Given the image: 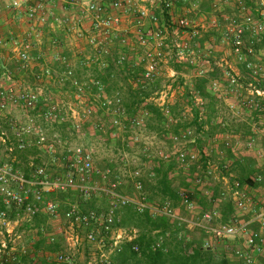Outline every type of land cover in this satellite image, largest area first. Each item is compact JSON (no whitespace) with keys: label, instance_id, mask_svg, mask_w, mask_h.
Masks as SVG:
<instances>
[{"label":"built area","instance_id":"built-area-1","mask_svg":"<svg viewBox=\"0 0 264 264\" xmlns=\"http://www.w3.org/2000/svg\"><path fill=\"white\" fill-rule=\"evenodd\" d=\"M73 1L82 14L81 18H75L74 20L77 25L75 32L81 39L87 41V45L93 51V56L88 57L84 63L88 69L97 68L99 72L105 73L111 68L122 71L127 65L131 66L130 55L123 50L115 53L114 46L115 43H118L123 48L128 47L132 40L130 35H135L139 46L144 49V53L133 65L134 68L141 67L142 69L139 78L134 80L138 88L148 89L157 85L162 75L161 66L173 62L197 68L198 78L209 74L207 71L198 70L201 66V57L191 50L190 45L185 42L186 38L181 37L180 29L188 28V21L184 19L178 21V29L174 32L176 37H171L167 25V15L176 6L187 2V0ZM255 1L257 5L264 7V0ZM7 9L22 12L26 20L34 25L47 23L50 14L47 0H8ZM239 9L243 21L233 19L225 33V39L232 46L233 55L238 64L245 65L252 78L251 82L246 85L250 97L245 106L259 112L264 117V67L255 64L250 59V56L254 55V51L245 44L247 36L257 37L258 40L262 39L261 37L264 35V11L261 12L262 20L257 21L254 13L242 1L239 2ZM135 13L138 14L136 21H133L136 24L135 32H129L128 30L123 32L122 25L125 19ZM87 21L91 22L88 36L84 35V26ZM56 23L60 26L69 27V21L66 17L56 18ZM34 36L39 40L40 34L32 32L24 40L13 42L20 68L24 72L31 70L35 62L32 54L35 49L34 40L36 39L33 38ZM55 62L67 67V70L63 73V81L70 82L79 95L94 92L99 101V107L105 114L116 119H124L133 128L143 126L144 120L140 116V110L135 115H130L121 94L109 95L107 85L102 79L79 80L76 78L68 60L62 57L61 54H57ZM5 76L6 74H4ZM224 77L225 81L214 80L211 83V90L217 96L223 94L226 85L232 90L245 88L243 78L230 68L226 69ZM7 78L11 80L10 76ZM45 78H53L50 68H45L42 74L38 76V79L42 81ZM40 91V89H37V91L26 90L16 93L13 88L0 84V159L2 157H13L17 152L35 146L46 149L51 155L55 154L54 144L49 141L45 131L33 122L19 124L12 121L9 124L10 130L1 125L4 114L9 112L10 109H21L24 113L40 111L39 107L42 101ZM173 99L174 94H170L165 89L157 91L148 100V102L153 103L167 113L169 124L178 123V120L176 121L170 115V108L175 105ZM196 104L202 107L204 101L196 97ZM45 107L43 117L47 122L59 124L65 122V113L60 104H46ZM94 113L93 108L84 110L82 114L73 111L71 115L73 126L80 130L83 122L92 117ZM100 128L101 126H98V129ZM9 131L12 132L11 136ZM195 139V130L192 128L172 135V140L176 145L195 143ZM256 139L255 137L249 138L247 146L252 148ZM214 142L217 143L220 140L215 139ZM222 144L228 150L234 146L229 138H223ZM160 156L164 163L176 161L179 168L184 171L194 165L191 163L192 157H190L189 151L184 149L177 150L172 154L161 153ZM64 160L65 164L60 166L62 172L56 177H51L47 168L41 166L37 167L33 180H27L19 170L15 169L13 164L15 160L0 163V234L4 237L0 241V260L7 251L15 248L10 243L13 242L15 236V225L20 221L32 222L40 214L55 218L60 216V205L56 201L46 200L45 195L69 194L73 191H79L86 201L93 199L96 194L100 193L106 197L110 205L108 212L85 214L78 205L70 204L64 214V219L72 227H78L87 232L86 241L89 245H95L99 248V260L86 264H113L114 259L123 252L124 245L136 239L130 231L118 228L121 221L118 212L126 207H133L140 214L149 212L153 216H164L180 225L188 224V228H203L208 235L207 248H214L213 239L223 242L244 240L245 249H238L235 252V256L241 260L242 264H255V257L264 254V248L260 243L264 239V208L261 213H257L252 209L251 199L246 187L232 175L224 178L230 186L229 199L241 212L253 214L252 220L239 222L234 217L236 220L232 222L216 224V221L222 219V214L220 209L215 206L204 213L201 218L202 223H192L178 214L177 207H174L172 202L166 201L161 204H154L148 200L144 193V181L141 171H136L133 174V186L137 197L132 198L120 193L123 184L115 176L112 169L101 170L96 167L94 155L91 151L83 147L70 149ZM223 169L229 172L230 165H223ZM213 174L214 166L209 161L204 175L212 177ZM254 180L261 181L262 178L256 175ZM96 181H99L102 186L96 184ZM194 182L200 187L205 186L201 174L196 175ZM205 194L208 195V192ZM227 196L228 194L223 193L215 203L222 204L223 201L229 200ZM179 197L180 205L187 212L196 214L199 211L197 201L192 199L188 192L180 191ZM14 214L16 220L11 219V215ZM255 224L259 225L258 230L252 228ZM51 240V242L57 241L54 237ZM64 240L66 251L49 255L47 257L49 261L56 264L74 263V257L83 248V238L80 234L71 232L65 235ZM164 242V238H161L153 246V249L162 248ZM134 251L139 253L140 247L135 246Z\"/></svg>","mask_w":264,"mask_h":264},{"label":"rangeland","instance_id":"rangeland-1","mask_svg":"<svg viewBox=\"0 0 264 264\" xmlns=\"http://www.w3.org/2000/svg\"><path fill=\"white\" fill-rule=\"evenodd\" d=\"M47 1L50 2V0ZM240 1L254 13L257 21L262 20L261 12L264 11V7L257 5L255 0H187V2L176 6L169 13L168 18L165 16L171 37H176L174 32L178 29V21L182 19L188 21L189 27L180 29V33L181 37L186 38L185 42L190 45L191 50L201 57V66L198 70L209 71L215 67L225 69L230 66L236 69L239 66L233 55L232 46L225 39V33L233 19H237L240 22L243 21L239 9ZM59 2L60 0H57V5ZM137 18L138 14H132L130 21H136ZM135 25L133 23L132 26ZM65 31L68 34L63 32L62 37L67 36L69 43L71 41L74 42L78 38L81 39L75 32V29L72 28L70 31L68 28ZM73 34L76 39L73 38ZM196 34L197 36H195ZM33 38L37 40L35 36ZM253 39L258 40L259 38L251 36L245 38L247 47L251 46ZM57 45L61 48L59 43ZM73 47L72 45L69 46V48ZM140 51L144 52L143 49H140ZM33 57L36 62L34 64L40 63L34 54ZM250 58L255 64L264 67V50L257 53L254 52V55H251ZM170 65L169 63L161 66L162 75L156 87L158 91L167 89L170 94H174L173 100L175 104L180 105L182 118L186 120V123H191L194 119V112L192 104L186 96L185 88L188 86L192 87L194 81L197 79V68L186 66L180 73L174 71L175 73L172 76V66ZM33 67L27 72L22 71L17 59V53L14 52V46L9 44L6 46L4 43L0 44V84L13 88L16 93L40 89V93L42 94L41 99L44 103L40 111L36 110L30 113H24L21 109H10L9 112L4 114L1 125L5 129L10 130L9 124L12 121L19 124L33 122L45 131L49 141L55 146V154L51 155L43 149L39 150L40 152L36 157L30 156V159L36 164L46 167L49 175L53 178L62 172L60 166L65 164L64 159L68 155V150L77 147H83L93 153L94 163L97 168L101 170L112 169L115 176L122 182L124 192L132 198L137 197V193L133 187V174L136 171H141L144 181L153 180L154 167L159 163H163L160 159V154H172L180 149L189 151L190 157H192L191 163L202 167L200 174L204 178V189L208 190V197L210 198L214 195V190L219 187L220 192L228 194L227 199H229L230 186L224 178L232 175L235 179L241 181L245 171L234 164L235 159L250 157L256 161V169L264 171V117L255 115L254 111H249L244 106L250 97L249 92L246 91V85L252 79L245 69H242L243 82L245 84L244 89L232 90V88L226 85L223 93L230 100L228 103L232 105V108H229L224 102L223 108H221L222 117L228 123V129L231 132L236 131L249 136L250 126L248 122H251L256 126L259 134L252 148L247 146L248 140L235 141L230 137L229 139L235 148L234 158H232L228 149L222 144L223 139L215 143V136L211 139L205 137L198 131V127L193 122L190 128L195 130V135L202 139V145L198 143L176 145L172 140V136L165 134V128H163L159 121L152 115L145 113L144 109H140V116L144 120L143 126L133 128L126 120L116 119L105 114L100 109L99 101L95 97L94 92H86L83 95H79L70 82L63 81L62 66L60 64L56 63L53 65V62L49 63L48 67L51 68L52 77L53 75L54 77L45 78L43 81L38 79V76L43 72L41 71L42 69L38 70L40 68L35 69ZM72 69L79 80L86 81L89 79L91 72L85 70V66L81 64L78 57ZM4 74H6L5 77ZM8 76L11 77V80H8ZM115 93L119 92L114 91L110 95H114ZM120 94L126 103L129 90H123ZM46 104H60L65 113V122L61 124L47 122L43 117V110L46 109ZM89 108H93L95 113L83 122L80 130H77L71 121L73 111L82 114L84 110ZM64 124L67 125L64 126ZM98 126H101V128L98 129ZM167 129L172 131L173 127L171 126ZM11 133L9 131L10 136L12 135ZM204 155L207 157L208 162L210 161L214 166L212 177L204 175L206 171L203 168L205 162ZM17 157L24 158V153H18L16 156L9 158L2 157L0 163L13 162ZM225 164L230 165L229 172L223 169V165ZM177 170L180 173H188L179 168V166ZM256 175L255 173L253 176L256 177ZM96 184L102 186L99 181H96ZM245 187L251 199L252 209L257 213H261L264 208V175L263 184L260 187ZM199 188L200 186L195 182L192 183V192L201 193ZM93 200H95V208L100 214L110 210L109 201L102 194H96ZM157 201L160 200L157 199ZM56 202L60 205V216L58 218L42 215L39 219L42 225H39V222L35 219L32 222H27L26 220L20 221L15 225V236L10 245L17 249H32L40 238V227H42V232L47 237H54L57 241L63 243H65V235L72 232L80 234L83 238V248L74 257L73 264H86L99 260V248L87 243V232L84 229L72 227L64 219V214L70 204H76L80 209L83 207L89 209V207L85 206L87 201L82 194L79 191H73L65 200L58 199ZM215 206L218 209L221 208V204L213 203L208 210H211ZM177 212L181 217L192 223H202L199 212L191 214L180 204L177 206ZM235 217L239 222H249L252 215L251 213L241 212L236 208ZM221 222L219 220L215 223L219 224ZM255 228L256 230L259 229L258 226H255ZM3 238L0 234V241ZM262 242L264 245V239ZM212 244L213 247H217L220 253L230 258L233 262L241 263V260L235 256V252L238 249H245L244 240L223 242L213 239ZM263 255L255 257V264H264Z\"/></svg>","mask_w":264,"mask_h":264},{"label":"trees","instance_id":"trees-1","mask_svg":"<svg viewBox=\"0 0 264 264\" xmlns=\"http://www.w3.org/2000/svg\"><path fill=\"white\" fill-rule=\"evenodd\" d=\"M251 43L252 44L249 47L254 52L257 53L264 50V36L261 40L253 39ZM171 66L177 73L182 72L183 68L186 67L185 65L176 64L174 62ZM62 68V72L67 70V67L64 65H62ZM242 68L247 71L245 65H242ZM112 70H114V68H112ZM110 71L111 70L108 72L110 73ZM137 71L138 70L133 71L134 75L132 74L130 78H139V74H135ZM221 74V69L215 67L207 76L197 78L192 87L188 86L185 88L186 96L193 107L192 110L194 112V119L192 122L198 127V131H204L202 134L210 139L218 132H222L224 128L223 125L216 123L219 98L211 90L212 81L221 80ZM110 77V75H100L97 78L102 79L107 85L106 80ZM157 91L158 89L156 85L148 89L139 88L138 91H129L128 100L125 103L129 114L135 115L141 108H143L147 114L152 115L159 121L163 128H165L166 135L172 136L190 128L192 122L186 123V120L182 118L179 104H175L170 108L171 117L176 121L178 120V123L169 124L167 113L162 111V109L155 106L153 103L148 102V100ZM196 97L204 101V105L202 107H199L196 104ZM43 106L44 103L41 101L39 109H42ZM254 112L260 115L259 112ZM66 125L67 124H64V126ZM171 126L173 127L172 131L167 129ZM205 128H209L208 131L205 130ZM196 143L202 145V139L199 137ZM39 150L43 149L35 146L25 151L17 152L14 155L16 156L18 153H24V158H15V163L13 164L15 169L19 170L27 180H33L37 167H41V165L36 164L30 159V156L36 157L40 152ZM228 151L230 156L234 158L232 151ZM204 161L203 168L207 170L208 159L205 155ZM234 164L243 168L245 171L240 181L243 186L258 188L263 184L264 171L256 169L257 164L254 159H251L250 157H241L240 159H235ZM199 167V165L195 164L186 171L188 173H180L177 170L178 164L176 161H172L170 163H160L159 167L153 171V179L155 183L143 180L144 193L151 203L160 204L170 201L173 203L174 207H177L180 204V191H186L203 209V216L205 212L209 211L208 208L222 196V193L220 192L221 190L219 187L214 190V195L211 198L206 194L191 191L194 178L197 174L201 173V169ZM255 173L262 178L261 181L254 180L255 177L253 175ZM120 193L128 196L124 192L123 186L120 189ZM69 194L45 195V198L48 201H57L58 199L65 200ZM157 199L160 201H157ZM85 206L89 207V209L84 207L81 209L85 214L91 212L100 214V212L95 208V200L91 199L87 201ZM220 211L222 214V223H229L236 220L234 219L236 206L230 199L223 201ZM42 215L44 214H40L35 218V220L39 222V225H42L39 221ZM118 215L121 217L118 228H123L129 231L137 230L138 236L134 241L124 245L123 252L114 259L113 264H242L233 262L230 258L224 256L220 253V251H218L219 249L217 247L207 248L206 245L208 242V235L203 228L195 227L191 230L188 228V224L180 225L179 223L172 222L167 217L153 216L149 212L140 214L136 212L133 207L123 208L118 212ZM11 219L16 220L15 214L11 215ZM39 231L40 238L34 244V251L32 254L27 252L23 253V255L25 254L23 257L24 261H28L29 259L34 260L32 259V256L37 255L40 252L56 254L66 250L65 243L60 241L51 242L52 238L47 237L44 232H42V227H40ZM161 238H164L165 241L162 248L154 250L153 246L156 245ZM135 246L140 247L139 253L134 251ZM15 259L16 261H14ZM17 260V258L9 257L6 253V255L4 254L2 256L0 264H16ZM42 261V264H49L46 257H44Z\"/></svg>","mask_w":264,"mask_h":264},{"label":"crops","instance_id":"crops-1","mask_svg":"<svg viewBox=\"0 0 264 264\" xmlns=\"http://www.w3.org/2000/svg\"><path fill=\"white\" fill-rule=\"evenodd\" d=\"M7 3H8V0H0V44L4 43L6 46H7V44L13 46L12 43L14 41L24 40L29 33H32V32L38 33L39 32V34H40L39 40H36V41L34 40L35 49L33 51V54L35 57H37V59L40 61V63L34 64L33 68H35V69L40 68L38 70L42 69L41 71H43L45 68H49L48 67L49 63L53 62V65L56 64L55 58H56L57 54H61L62 57L66 58L68 60V62L70 63L71 67H74V62L77 61V57L80 60L81 64L84 65L85 60L88 57L93 56V51L87 45V41L85 39H79V38L76 39L75 35L73 34V38L76 40H74V42L71 41L69 43L67 36H64L65 39L62 37L63 32H66V34H68V32L65 31L68 28L70 31L72 28L76 29L77 25L75 24L74 20H75V18H79V17L81 18V15H82L80 12V9L76 5H74L73 0H60L58 5H57V0H50V2L48 1L49 13H50L49 17H48V21L45 24L41 23L39 25H34V24L29 23L26 20L24 14L22 12H16V11L7 9ZM61 4H63V5H61ZM68 11H70V12L68 13ZM59 17H61V18L66 17V19L69 21V27H66L65 25H63V26L57 25L56 18H59ZM130 17L131 16L128 17L129 20H127V18H126L123 25H122L123 32L127 31V30L129 32H135V26H132L134 20L130 21ZM90 24H91L90 21L85 22V26H84L85 34L84 35H86V36H88V34H89V31L91 28ZM130 37L132 40H131V44L128 47L123 48L118 43H115L114 51H115V53H117V51L123 50L124 52L128 53L130 55V58H131L130 62H131L132 67L130 65H127L124 68V70H122V71L112 70V68H111V69H109V70H111L110 73L108 72L109 70H107L105 73H102V72H99L97 70V68L87 69V67L84 65L86 68L85 70L87 72H91L89 79L97 78L100 75H103V76H106V75L109 76L110 75L111 76L110 78H108L106 80L107 92L109 93V95L111 94V92H114V91L120 93L121 91L126 90V89L129 91H138L139 90V88L137 87V85L134 81L135 79L130 78V77L132 76L133 71H135V70H138L135 74L141 73V71H142L141 67L134 68L133 65H135V63L138 61V59L140 58V56L144 52L142 53L140 51V49H143V48L139 46L135 35H132V36L130 35ZM57 43H59L61 45V48L58 47ZM84 44H85V46H84ZM70 45H72L74 47L69 48ZM2 47H4V46H2ZM75 50L77 52L76 54H75ZM143 51H144V49H143ZM170 64H172V63H170ZM241 67H242V65H241ZM241 67L239 65L236 69H234L232 66L226 67L225 69H221V72H222L221 80L225 81L224 74H225V71L227 68H230L234 73L239 74L243 78V76H242L243 75L242 74L243 68H241ZM213 69H211L207 72L210 73L213 71ZM139 70H140V72H139ZM174 71L175 70L172 68V70H171L172 76L176 72V71L175 72ZM53 77H54V75H53ZM197 78H198V76H197ZM246 91L249 92L248 89H246ZM224 95H225V93H223L222 96H218L219 106L217 108V120H216L217 121L216 123H218L219 125H223L224 128H223L222 132L221 131L218 132L214 138L221 140L223 138H230L231 137L235 141H243V140L247 141L251 137L257 138V135L259 134V132L257 131L256 126H254L251 122H248V124L250 126L249 136L243 135L242 133L236 132V131L231 132V130L228 129V123L225 122V119H223V117H222V112H221L222 109L221 108H223L224 102L226 103V105L229 108H232V105H230L228 103L230 100L227 97H225ZM244 106H245V104H244ZM245 108L249 111L251 110V109L247 108L246 106H245ZM252 111H254V110H252ZM255 115L261 116V115H258L256 113H255ZM205 130L208 131V128H205ZM202 133H204V131H201V134ZM198 138L199 137L196 136L195 143H196ZM229 150L232 151V154L235 153L234 146L232 149H229ZM159 164L154 168L156 169L157 167H159ZM149 182L155 183L154 179L150 180ZM199 191L203 194L208 192V190L204 189V187H200ZM220 210H221V208H220ZM198 212H199L200 218H202L203 209L200 206H199ZM251 215L253 218V214H251ZM234 217H235V215H234ZM252 218H251V220H252ZM255 226H258V225L255 224L252 226V228H255ZM189 229L192 230L191 227ZM130 232H131V234H133L135 236V238H137V236H138L137 230L130 231ZM261 246L264 248L262 241H261ZM23 251H25V252H23ZM33 251H34L33 248L28 249V250L25 248L24 249L14 248V249H10L6 253L9 257H14V258L18 259L16 264H42V262H43L42 260L44 259V257L47 258L49 255H54L53 253L40 252L37 255L32 256V259H34V260L29 259L28 261H24L23 257L25 254L23 255V253L27 252V253L32 254ZM6 253H5V255H6ZM48 263L51 264L54 262L49 261V259H48ZM45 264H47V263H45Z\"/></svg>","mask_w":264,"mask_h":264}]
</instances>
